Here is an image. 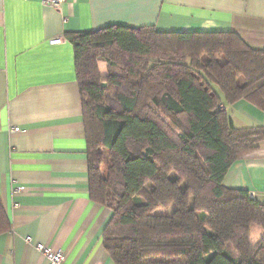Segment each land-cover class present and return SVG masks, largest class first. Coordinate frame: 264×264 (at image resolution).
I'll return each instance as SVG.
<instances>
[{
  "label": "trees",
  "instance_id": "obj_1",
  "mask_svg": "<svg viewBox=\"0 0 264 264\" xmlns=\"http://www.w3.org/2000/svg\"><path fill=\"white\" fill-rule=\"evenodd\" d=\"M67 37L90 198L112 212L103 244L114 263L264 264V235L251 241L253 224L264 230V203L224 185L228 169L264 141V125L237 128L222 107L245 98L264 110V49L233 31L154 26ZM170 204L172 213L155 212ZM11 228L0 196V234Z\"/></svg>",
  "mask_w": 264,
  "mask_h": 264
},
{
  "label": "crops",
  "instance_id": "obj_2",
  "mask_svg": "<svg viewBox=\"0 0 264 264\" xmlns=\"http://www.w3.org/2000/svg\"><path fill=\"white\" fill-rule=\"evenodd\" d=\"M113 24L233 31L264 49V0H65L58 8L0 0V196L12 224L0 234V264H49L37 243L62 250L64 264H115L103 244L112 212L90 198L83 101L67 37ZM222 107L237 128L264 125V110L245 98ZM224 185L254 191L264 203V141L228 169Z\"/></svg>",
  "mask_w": 264,
  "mask_h": 264
},
{
  "label": "built area",
  "instance_id": "obj_3",
  "mask_svg": "<svg viewBox=\"0 0 264 264\" xmlns=\"http://www.w3.org/2000/svg\"><path fill=\"white\" fill-rule=\"evenodd\" d=\"M42 4L50 5L53 7H60L65 0H40ZM52 42H55L53 40ZM14 131H18L19 127H13ZM249 195L253 198H256V194L254 191H249ZM28 241H30V237H26ZM36 247L41 253L49 260V264H64L66 260V254L62 250L54 251L51 249V247L43 244V243H37Z\"/></svg>",
  "mask_w": 264,
  "mask_h": 264
},
{
  "label": "rangeland",
  "instance_id": "obj_4",
  "mask_svg": "<svg viewBox=\"0 0 264 264\" xmlns=\"http://www.w3.org/2000/svg\"><path fill=\"white\" fill-rule=\"evenodd\" d=\"M101 68L104 72L106 71V61L101 60ZM102 170L104 173H106V171H107V165L106 164H103ZM175 208H176L175 204L161 205L155 210V212L159 213V214H170L175 210ZM251 229H252L251 241L256 242V240H258L259 234L260 233L263 234L264 230L262 227H260L256 224H253Z\"/></svg>",
  "mask_w": 264,
  "mask_h": 264
},
{
  "label": "water",
  "instance_id": "obj_5",
  "mask_svg": "<svg viewBox=\"0 0 264 264\" xmlns=\"http://www.w3.org/2000/svg\"><path fill=\"white\" fill-rule=\"evenodd\" d=\"M103 85L105 86V85H106V83H103Z\"/></svg>",
  "mask_w": 264,
  "mask_h": 264
}]
</instances>
